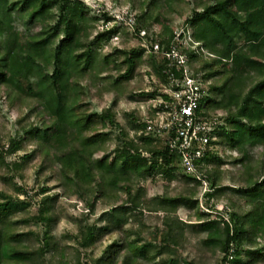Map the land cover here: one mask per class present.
I'll return each mask as SVG.
<instances>
[{
    "label": "trees",
    "instance_id": "trees-1",
    "mask_svg": "<svg viewBox=\"0 0 264 264\" xmlns=\"http://www.w3.org/2000/svg\"><path fill=\"white\" fill-rule=\"evenodd\" d=\"M182 1L184 5H191V13L185 23L192 30L191 39L183 49L189 56L190 68L201 78L207 93L201 101L199 113L210 119L215 113L219 121L213 130L216 138L210 141L205 156L196 162L201 177L211 184L212 190L205 196L213 197L222 191L218 178L225 173V165L232 164L235 168H243L244 184L223 189L245 196L248 208L236 207L232 202L230 217L219 228L218 220L210 219L209 214L199 208L195 198L196 186L191 188L190 195L155 196L154 201L157 202L154 205H157L156 209L174 210L181 205L193 206L199 220L198 228L206 232L203 244L221 251L220 264L228 261L242 264L244 257L250 259L248 264H257L264 260L261 247L264 240V0H139L140 12L134 14L133 33L145 41V46L130 52L116 48L121 61L115 63H122L125 69L115 83L132 79L142 55L148 53L153 76L160 86L156 84L158 88L151 92L138 88L141 95L150 96L147 99H151V110L155 116L140 124V134L129 136L127 133L126 145L111 161L106 157L99 168L93 157L104 149L108 136L103 132L93 133L95 116L69 106L66 98L69 89L66 71L79 72L94 63L91 52L83 50L85 42L81 33L87 19L86 9L89 10L83 0H0V84L11 86L17 75H25L33 81L30 90L40 101L44 112L51 116L52 124L33 127L30 133L45 161L50 160L52 151H55L50 167L55 169V164L59 165L60 181L68 187H77L81 196L86 197L100 187L117 191L121 183L129 188L133 186L131 176L145 177L157 171L175 177L181 174L202 187L203 182L195 174L186 173L180 155L170 149L168 138L162 142L163 137L159 134H167V131L146 130L149 121L154 124L158 111L163 109L154 100L171 98L165 89L171 86L169 71L179 73L168 66L164 56L151 48L158 42L166 49L178 31H181V37L188 38V30H175L161 19L163 13L180 12ZM13 9L23 13L30 11L25 19L42 23L41 31L33 36L19 31L14 25ZM107 11L103 9L100 15H95L110 22L113 17ZM155 23L162 24L161 32L151 35L154 32L149 26ZM115 32L116 26H107L95 38L97 41L108 40ZM238 39H243L242 46L238 45ZM67 48L74 53V60L66 54ZM17 58L20 62L15 65ZM104 59L109 63L111 56ZM51 63L54 69L49 72L47 66ZM106 112L104 115H108ZM136 141L151 143L152 148L141 150ZM19 145V141H12L7 152H15L20 149ZM259 146L262 151L254 164L252 152ZM1 159H4V152L0 150ZM4 197L0 192V264H37L36 261L51 246V231H45L43 245L30 244L27 239L31 233L21 231L19 222L15 221L17 209L14 199ZM134 202L135 206H115L111 214L108 213L126 223L133 215L129 211L138 208V202ZM95 229L87 227L82 231L81 245L94 239ZM163 240L165 243L158 248H152L150 243L140 246L139 242L127 241L119 244L124 248L121 254H103L95 264H117L118 258L122 260L121 264H145V256L156 250V256L160 257L171 243H182L183 237L171 229L165 232ZM53 247L56 248L55 245ZM243 252L248 255L241 256ZM156 256L148 257V260L157 259ZM154 263L168 264L164 257Z\"/></svg>",
    "mask_w": 264,
    "mask_h": 264
},
{
    "label": "rangeland",
    "instance_id": "rangeland-1",
    "mask_svg": "<svg viewBox=\"0 0 264 264\" xmlns=\"http://www.w3.org/2000/svg\"><path fill=\"white\" fill-rule=\"evenodd\" d=\"M83 1L89 7V10L86 9L87 19L81 33L85 42L83 50L91 52L94 63L86 70L66 71L69 86L66 98L69 106L95 116L93 133L98 131L108 136L104 149L97 151L93 157L96 167L99 168L106 157L110 158L108 161L112 160L122 146L126 145L129 136L141 133L139 126L142 122L155 116L151 110V99H147L150 96L141 95L139 88L151 92L158 88L156 84L159 85V81L153 76L149 54L145 53L134 77L115 83V80L124 74L125 69L122 63H115L121 61V55L116 48H124L130 52L134 48L145 46V41L138 39L135 32L133 33V24H128L125 19L127 15L134 19V14L140 12L139 0ZM180 5V12L168 15L163 13L162 22L172 25L175 30L184 28L191 31L185 23L191 13V5H184L183 1ZM103 9L110 12L112 21L106 22L104 17H96L95 14L100 15ZM29 15L30 11L23 13L14 10V25L19 31L33 36L41 31L42 23L27 22L25 18ZM107 26H116L117 32L108 40L104 38L97 41L96 34ZM161 28V23L149 26L154 32H151V35L159 34ZM238 45H243V39H238ZM66 54L74 60V53L70 48L66 49ZM108 55L111 56L109 63L104 59ZM19 62L20 58H17L14 64L18 65ZM53 69V63L47 66L49 72ZM15 78L13 84L10 83L11 86L0 84V150L4 152V159L0 160V192L4 198L14 199L17 209L15 221L19 222L21 231L31 233L32 236L27 239L30 244L43 245L45 231H51V246L43 257L36 261L37 264H95L97 258L103 254H121L124 248L119 244H125L127 241L139 242L140 246L150 243L152 248H158V245L165 243V232L171 229L176 235H182V243H171L160 257L156 256V250L153 251L148 257L156 256L157 259L148 260L145 256V264H155L154 262L161 261L163 257L168 264H220L223 256L221 251L203 244L206 232L198 228L196 209L187 205H181L176 210L156 209L157 205L154 203L157 201H154V197L160 194L190 195L191 188L196 186L195 198L199 208L207 212L210 219L218 220V227L221 228L230 217L232 202L236 207L241 205L248 208L245 196L237 191L223 189L234 184H244L246 176L242 173L243 168H235L232 164L225 165V173H221L218 178L219 185L223 187L222 191L213 197L205 196L206 192L212 190L209 183L199 187L195 181L188 180L181 174L175 177L157 171L145 177L131 176L130 183L133 186L129 188L127 184L122 183L117 191L100 187L86 194L84 198L77 187H68L60 181L59 165L55 164V169L50 167L54 150L52 158L44 160L30 129L44 124L51 125L52 118L44 112L40 101L31 92L33 81L25 75H17ZM105 112L108 115H104ZM130 112L133 114L130 115ZM213 114V119L218 117ZM156 116L154 124L158 130L159 125H164V122L161 123L162 118L158 113ZM159 136L163 137L162 142L165 143L167 134ZM15 140L20 142V149L8 153L7 149ZM151 145L137 142L141 150H148L152 148ZM261 151L260 146L253 150L254 164L260 158ZM134 200L138 202V208L129 211L133 215H130L126 223L109 215L115 206H135ZM87 227L96 228L94 239L86 245H81L82 231H86ZM262 242L261 247L264 249V240ZM44 243L47 244V240ZM247 255V252H243L241 256ZM117 260V264L122 263L119 258ZM249 260L244 257L242 264H248ZM226 264L237 263L228 261ZM257 264H264V260Z\"/></svg>",
    "mask_w": 264,
    "mask_h": 264
},
{
    "label": "built area",
    "instance_id": "built-area-1",
    "mask_svg": "<svg viewBox=\"0 0 264 264\" xmlns=\"http://www.w3.org/2000/svg\"><path fill=\"white\" fill-rule=\"evenodd\" d=\"M125 19L128 24L132 25L134 22L133 17ZM190 39V34L185 39L181 37V32L178 31L166 49H163L158 42L153 43L151 49L164 56L168 61V66L175 68L179 73L169 71L171 86L165 89L171 98L166 100L159 97L154 100L155 104L163 106L158 114L161 116V123L164 122V125H159L157 130L155 125L149 121L146 130H157L158 132L166 130L167 143L172 151L180 155L181 165L186 173L195 174V177L206 186L208 181L201 177L196 162L205 156L210 141L216 138L213 130L219 121L217 118H204L199 113L201 101L207 93L203 88L201 78L195 75L190 68L189 56L183 49Z\"/></svg>",
    "mask_w": 264,
    "mask_h": 264
},
{
    "label": "clouds",
    "instance_id": "clouds-1",
    "mask_svg": "<svg viewBox=\"0 0 264 264\" xmlns=\"http://www.w3.org/2000/svg\"><path fill=\"white\" fill-rule=\"evenodd\" d=\"M192 31V30H191ZM188 34H190L191 35V32H190V30H188Z\"/></svg>",
    "mask_w": 264,
    "mask_h": 264
}]
</instances>
